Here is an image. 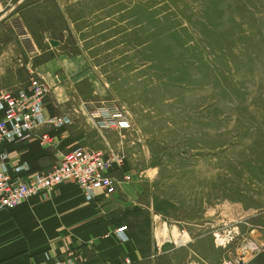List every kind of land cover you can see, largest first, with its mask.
Returning a JSON list of instances; mask_svg holds the SVG:
<instances>
[{"label":"rangeland","instance_id":"1","mask_svg":"<svg viewBox=\"0 0 264 264\" xmlns=\"http://www.w3.org/2000/svg\"><path fill=\"white\" fill-rule=\"evenodd\" d=\"M55 56L91 147L130 175L103 199L153 224L155 258L264 264V0H0V88Z\"/></svg>","mask_w":264,"mask_h":264},{"label":"crops","instance_id":"2","mask_svg":"<svg viewBox=\"0 0 264 264\" xmlns=\"http://www.w3.org/2000/svg\"><path fill=\"white\" fill-rule=\"evenodd\" d=\"M73 64L64 56H55L35 61L30 70V74L40 76L51 88L45 114L68 115L72 123L56 129L43 127L39 132L49 133L52 137L49 145H42L39 137H35L7 147L12 164L29 165L30 171L21 174L24 179L32 173L48 172L76 147L98 150L91 147L92 133L84 126V116L90 109L76 102L80 83ZM113 175L120 188L130 182ZM123 204L116 205L103 197L87 201L75 183L64 182L45 195L31 196L13 209L2 210L0 264H53L69 251L76 253L79 264H122L125 257L133 264H164L154 255L150 231L153 224L148 222L144 229L138 224L143 218L141 212L126 209L127 204ZM130 214L136 215L129 219ZM123 225L128 229L125 237H119L116 230Z\"/></svg>","mask_w":264,"mask_h":264},{"label":"built area","instance_id":"3","mask_svg":"<svg viewBox=\"0 0 264 264\" xmlns=\"http://www.w3.org/2000/svg\"><path fill=\"white\" fill-rule=\"evenodd\" d=\"M49 86L39 77L32 76L29 83L14 90H0V211L10 210L31 196L45 195L64 182L75 183L87 201L108 197L114 193L119 181L113 175L111 162L121 164L123 157L112 159L104 151L88 147H76L65 153L60 162L48 172H36L26 179L21 174L30 171L25 162L11 163V154L7 147L39 137L42 145L52 143L49 133L39 131L43 127L63 128L72 123L68 115L45 114V101L49 95ZM95 121L97 129L110 126L109 110L102 109ZM120 129L130 125L122 114L113 113ZM40 133V134H38ZM130 175H124L129 181ZM127 226L119 227V237H125ZM224 239L217 237L222 245ZM74 251L66 253V257L57 259L53 264H79ZM122 264H133L125 257ZM223 264H240L234 260H224Z\"/></svg>","mask_w":264,"mask_h":264},{"label":"water","instance_id":"4","mask_svg":"<svg viewBox=\"0 0 264 264\" xmlns=\"http://www.w3.org/2000/svg\"><path fill=\"white\" fill-rule=\"evenodd\" d=\"M50 42H51V44L54 45V46H56V45L59 44V42H58V41H55V40H51Z\"/></svg>","mask_w":264,"mask_h":264}]
</instances>
